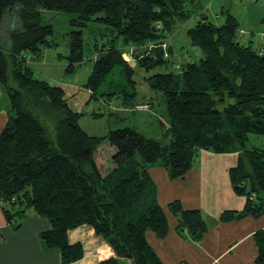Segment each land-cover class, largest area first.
<instances>
[{
    "label": "trees",
    "instance_id": "16d2710c",
    "mask_svg": "<svg viewBox=\"0 0 264 264\" xmlns=\"http://www.w3.org/2000/svg\"><path fill=\"white\" fill-rule=\"evenodd\" d=\"M185 1L0 0V28L5 15L17 19L5 40L0 33V90L9 104L0 132V205L14 230L28 211L45 218L50 230L40 234L42 246L57 251L61 264L82 259V245L68 242V233L80 226L92 229L112 251L98 264H162L146 240L147 232L158 239L168 232L148 171L161 166L169 179H181L201 151L237 156L227 174L244 206L223 211L218 222L264 216V149L246 148L249 135L264 137V49L254 48L251 40L239 41V23L228 11L221 25L201 15L186 30L191 48L198 50L192 52L197 61L189 55L175 65L178 74L146 78L148 87L163 95V140L145 138L129 127L103 137L87 135L63 88L34 79L26 60L51 47L53 29L43 22V11L71 14L78 27L101 24L109 38L101 35L98 40L106 37L105 42L92 44L93 65L84 88L108 101L121 94V105L138 111L134 69L172 63L167 35L191 18ZM72 34L69 55L58 58L67 59L66 74L84 62L82 31ZM130 49L135 68L123 58ZM116 66L127 82L111 81L100 91ZM52 123L53 138L48 129ZM104 142L109 159L100 149ZM167 210L176 219L175 231L188 240L200 242L208 232L200 210H184L179 201L169 203ZM252 239L255 264H264V228Z\"/></svg>",
    "mask_w": 264,
    "mask_h": 264
},
{
    "label": "rangeland",
    "instance_id": "374dc122",
    "mask_svg": "<svg viewBox=\"0 0 264 264\" xmlns=\"http://www.w3.org/2000/svg\"><path fill=\"white\" fill-rule=\"evenodd\" d=\"M263 2L264 0H192V2L186 0L185 7L190 12L191 18L184 24H178L172 35H167V43L171 45L173 50V55L170 58L173 64L157 66L149 71L138 68L134 69L132 80L135 82V90L137 92L136 103L139 107L148 106V109L145 111L139 108H137L138 111L134 112L128 108L125 109L121 105V94L116 95L115 98L108 101L104 97L91 96V92L84 88L93 65L91 61L92 44L105 42L106 37L98 40L101 35H107V38H109V32L101 24L89 23L87 27H78L71 23L74 20V16L71 14L43 11L41 14L43 22L50 24L53 29L52 35L48 38L51 47L45 48L39 57L26 56V60L33 71L34 79L46 81L52 86L63 88L70 109L81 114L77 120V124L87 135L103 137L110 131L129 127L136 130L145 138L163 140L166 130L165 125L161 124V122L164 124L166 121L163 95L152 91L145 81L146 78L155 74L171 72L178 74L175 65L179 66L183 60H189V55L192 56L193 61L198 60V55L193 57L192 53L198 50L191 48L186 37V30L192 28L201 18V15L207 17L206 20L208 22L221 25L225 20L224 12L228 11L237 19L240 28L246 32L245 36L239 39L241 42L242 40L244 41L243 38L251 36L252 31L248 28L249 24L253 26L254 32L264 29ZM16 22L15 16L11 14L5 15L0 28L2 38L6 37L7 32L15 27ZM79 30L82 31L84 62L78 66L75 72L66 74L64 70L67 65V59L59 60L58 58L59 56L65 57L69 55L68 44L73 36L72 33ZM132 55L133 52L130 49L129 52L124 53V60L132 68H135ZM111 81L115 84L127 82L119 66H116L112 70L111 74L106 78L105 83L100 87V91ZM127 88L130 90L129 86ZM94 114L97 117L93 118L92 115ZM48 129L50 137L53 138L54 124H49ZM106 145L104 142L100 149H103L104 157L109 159L108 153L104 150L107 149ZM252 147L264 149V137L249 135L246 148L250 149ZM211 155L213 154L209 152H201L196 157L194 165L199 164L204 178L208 181L207 189L205 190L209 194L206 205L213 213L215 210L222 208L218 207L222 201H227L232 193L234 194L233 190L232 192L229 190L227 169L236 163L234 156L230 154L218 156V158H211ZM218 192H220L219 200L213 199L214 196H217ZM202 193L204 194V188L202 189ZM210 198L211 200H208ZM238 199L241 200L243 198L239 197ZM213 200L215 203L212 202Z\"/></svg>",
    "mask_w": 264,
    "mask_h": 264
},
{
    "label": "crops",
    "instance_id": "0c3cea01",
    "mask_svg": "<svg viewBox=\"0 0 264 264\" xmlns=\"http://www.w3.org/2000/svg\"><path fill=\"white\" fill-rule=\"evenodd\" d=\"M248 28L252 31L251 36L243 38L242 42L251 40L254 48L264 49V29L254 32L251 24ZM239 31L243 32L240 37H244L246 32L242 28ZM8 111L7 97L0 90V132L7 123ZM230 155L234 156L236 163V154ZM218 156L224 155L213 154L211 158ZM148 172L156 187L157 202L167 216L168 232L163 239L147 232L146 240L162 264H255L256 247L252 236L264 228V216L257 219L247 216L237 221L218 222V216L223 211H240L244 206V199L239 200L232 193L227 201H222L218 206L222 208L212 213L206 205L209 196L205 191L208 181L204 178L199 164L193 165L183 178L176 180L169 179L166 170L161 166L151 167ZM229 186L232 192L230 183ZM219 195L220 192L213 199L219 200ZM173 201H179L184 210L201 211L209 230L200 242L190 241L175 231L176 219L167 210V205ZM212 202L215 203L214 200ZM48 230L49 222L33 211H28L20 228L14 230L7 223L0 205V264H61L57 251L47 250L42 246L40 234ZM68 242L80 243L83 249L82 259L73 264H98L112 255L110 248L87 226L70 231Z\"/></svg>",
    "mask_w": 264,
    "mask_h": 264
},
{
    "label": "built area",
    "instance_id": "2783aa9c",
    "mask_svg": "<svg viewBox=\"0 0 264 264\" xmlns=\"http://www.w3.org/2000/svg\"><path fill=\"white\" fill-rule=\"evenodd\" d=\"M156 27L159 28V26H156ZM238 33H239V34H242L243 32H242V31H238ZM163 46H164V45H162V47H163ZM149 47L152 48L153 45H150ZM123 58H124V55H123ZM137 108H139V109H143V110H144V109H146L147 107H146V106H141V107H137Z\"/></svg>",
    "mask_w": 264,
    "mask_h": 264
}]
</instances>
